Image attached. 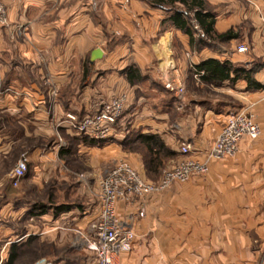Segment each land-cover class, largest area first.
Masks as SVG:
<instances>
[{"label":"crops","instance_id":"obj_1","mask_svg":"<svg viewBox=\"0 0 264 264\" xmlns=\"http://www.w3.org/2000/svg\"><path fill=\"white\" fill-rule=\"evenodd\" d=\"M0 1L7 8L9 21L7 25L0 24V167L18 148L14 146L20 145L22 150H29L28 173L32 174L30 179L26 176V181L38 183L42 173L54 167L60 170L57 135L61 130L70 133L66 115L93 112L100 102L124 93L128 101L136 99L132 103L135 106L127 111L136 129L159 133L174 149L177 138H182L191 144L192 155L198 158L205 157L228 114L252 113L262 133L257 139H242L235 156L210 160L206 174L176 183L140 202L117 204L121 218L134 217L136 233L130 248L121 254L120 264H264V89L247 90L244 79L235 84L226 80L215 87L224 98L213 101L192 98L189 107L187 92H174V97L178 98L172 100V91L165 88L170 96L162 110L148 105L155 97V89H150L152 85H148L149 88L132 85L126 77L127 68L135 64L147 82L149 72H153L148 69L160 62L165 72L158 84L172 82L178 87L193 66L216 58L247 67L260 64L255 77L264 84V25L261 21L264 0H208L216 5L215 9H208L215 15L214 29L219 33L236 30L237 38L228 41L229 47L224 48L223 55L220 50L213 51L209 47L193 49L189 35L173 24L170 14L157 16L161 21L169 18L171 22L168 48L162 50L153 43L147 45L143 39L148 36L143 35L134 46L130 60L112 68L106 61L107 47H100L104 54L95 62L91 61V54L99 48V41L107 40L109 7L123 17L129 1L128 5L126 0ZM222 1L224 3L219 4ZM94 3L99 8L95 14ZM132 6L141 8L138 2H133ZM132 13L134 17H142L140 11ZM155 16L153 12L152 18ZM238 27L242 31L237 30ZM175 33L185 45L184 54H191L190 62L183 54L175 53ZM242 44H248L250 50L237 52V46ZM122 51L127 54L126 48ZM166 60H172L174 65ZM166 64L171 68L167 69ZM84 80L85 89L81 87ZM137 89L136 98L133 92ZM53 90L57 93L55 97ZM179 100H182L179 105L184 107L185 103L194 110L195 116L190 111L174 120V104ZM141 104L146 109L139 113ZM47 136L53 139L39 145L29 143L40 138L43 142ZM114 145L119 146L110 141L102 145L82 143L77 146V153L82 155L95 150L103 153L102 150ZM8 172L0 175L3 199L0 216L10 215L13 210L12 173ZM141 205L145 209L142 217L138 215ZM100 209L99 203L96 211L85 213L79 224L88 227L98 219ZM2 225L0 223V248H3L0 261L7 259L8 249L14 242L13 229Z\"/></svg>","mask_w":264,"mask_h":264},{"label":"rangeland","instance_id":"obj_2","mask_svg":"<svg viewBox=\"0 0 264 264\" xmlns=\"http://www.w3.org/2000/svg\"><path fill=\"white\" fill-rule=\"evenodd\" d=\"M128 1L130 2V6L127 4ZM133 2L140 3L141 8H133ZM206 2V7L208 9L216 8L215 4L209 3L208 0H206ZM156 3H161L163 7L154 5ZM220 3H224V1L219 2V4ZM125 4L128 6L125 7L126 10L123 17L120 15L118 16L113 10V7H109V34L107 40L103 39L97 44L99 45L98 47L108 48L109 52L106 61H108L111 68L113 66L124 64L130 60L129 58L132 57L131 53L134 50V46H136V44L138 45V42L141 41L140 38H142L143 35L148 36V39H143L147 45L153 43L157 48L162 47V50L163 48H168L171 41L169 36V29L172 27L171 22L169 21V18L161 21L157 16H168L173 14L175 10H184V8H186L179 2L174 4L171 3V0H126ZM98 9L99 8L94 3L93 13H97ZM134 10L137 13L139 11L142 12V17H134L132 13ZM153 12L156 13L154 18H152ZM189 17L193 18V12L189 13ZM192 21L195 27L194 19H192ZM196 29L197 28L195 27L194 30L196 31ZM237 30L242 31L239 27ZM233 31L235 33L236 30L233 29ZM149 32L150 34L148 35L147 33ZM198 34L199 33H195L197 37L199 36ZM208 44H215L213 47L209 46V48L213 51L220 50V55H223L222 53L225 47H229L227 45L228 42L215 43L210 39L208 40ZM173 46L174 50H176L175 53L178 52L179 56L180 54L181 56L183 54L184 57L188 58V62H190L191 54H184L182 49L185 45L183 41H181L180 35L177 33L174 34ZM246 47L247 49L244 52L250 50L248 44ZM123 48H126L127 54L122 51ZM236 51L239 52L238 46ZM163 57L164 56H162V58ZM124 59L126 60L124 61ZM167 61H170V64L173 62L172 60H166V62ZM132 62L133 61L131 60L130 63L132 64ZM79 63L81 62L78 56L77 64ZM156 63V66H151V68L148 69L149 71L153 70V72L146 70L151 74V76L148 75L147 77L149 80L146 82V79H144L137 83L139 86L142 84V88H149L148 85H152L150 89L152 87L155 89L153 93L155 97H153V100L148 103L152 108L154 105L158 106L157 109L160 108L164 110L166 108V102L170 95L165 91V88L172 91V96H175L174 92H180L181 94L187 92L189 95L187 99L189 107V101L192 98H197L198 100L206 98L213 101L214 99H222L225 96L219 91V89L215 88L217 86L205 84L200 79H197L192 71H190L188 77L184 76L183 84L178 87H175L172 82H169L172 84L171 87H167V84L169 83L166 85L158 84L157 81H162L165 70L161 68L160 62ZM172 65H174V62ZM133 66L136 67L135 64ZM166 66L167 69L171 68L169 67L170 65L166 64ZM190 67L192 66L190 65ZM111 71L112 70H110L109 73ZM75 78L78 80L80 77L77 76ZM77 82L78 81H76V83ZM85 83L86 80L81 82L82 88L85 86ZM133 95H136V98L139 96L138 89L133 92ZM134 101H136V99L133 101L132 99L129 101L127 99L123 117L116 127L113 140L110 141L119 146L114 145L110 149L102 150L103 153L95 150L92 153H85L82 155L77 152L74 154L71 153L66 157L59 154L60 170L54 167L51 170H48L47 173H42V175L38 177V183L30 181L29 179L31 176L29 178V175L32 173L29 174L27 172L26 176L29 178L28 181H26L27 178L25 176L18 186L15 187L12 184V214L0 216L1 225H7L13 229V243L18 242L19 244H22L18 250L20 254L19 258L13 261L12 264H95L96 254L94 250H90L85 246L81 235V232L84 233L87 227L84 228L83 225L79 224V221L83 219L85 213L90 214L96 211L100 203L99 182L101 177L116 162L127 160L134 167L137 165L135 168L139 172L141 171L140 173L147 179L157 180L161 177L164 170L181 160L182 156L179 153V149L184 143H190L186 140H182V138H177L175 142L176 148H172L175 150L176 154L166 158L161 175L153 173L150 177L147 175L145 163L147 150L145 145L137 140L136 135V132L142 131V129H136L134 126V119L131 115H127V111H131L132 107L135 106L132 105V103L134 104ZM181 101L179 100V103L174 104L175 109L172 114L173 119L179 120L182 113L187 114L190 113V111L191 114L195 116L194 110L189 109L188 106L186 107L185 103L184 107L179 105ZM145 109L146 108L141 104L139 106V113ZM70 134H72L71 131ZM44 138L43 142V138H40L38 141H29V143L31 145H39L41 143H47L48 140L53 139V137L48 136ZM60 138H62V141ZM57 141L59 142L60 150L68 146V142L63 137L62 133L57 135ZM14 148L16 149L13 151L12 156L2 162L0 175L5 174L8 171H10L8 172L9 174L12 173L17 161L23 154L26 153L29 156V150L27 148H23L22 150L20 145H15ZM10 168L11 170H9ZM10 175L12 176V174ZM1 201H3V199L0 197V205L3 203H1ZM40 205L46 206L44 212H41L40 209L34 208ZM61 205H69L71 209L56 214V206ZM0 250L3 251V248H0ZM9 250L10 247L7 252V259L9 256ZM5 260L0 261V264H5Z\"/></svg>","mask_w":264,"mask_h":264},{"label":"built area","instance_id":"obj_3","mask_svg":"<svg viewBox=\"0 0 264 264\" xmlns=\"http://www.w3.org/2000/svg\"><path fill=\"white\" fill-rule=\"evenodd\" d=\"M195 21V19H194ZM264 25V13L261 14ZM6 6L0 1V24H8ZM198 29V23L195 21ZM246 45L238 46L239 52L246 51ZM194 76L200 79L203 71L193 66ZM171 83L167 87H171ZM55 97L57 93L52 91ZM127 95L122 94L110 100L100 102L93 112L82 117L77 114L66 115L68 128L75 135L104 141L115 135L127 102ZM262 133L260 123L252 113L234 111L228 114L226 121L213 145L204 158L192 155L190 144L184 143L179 149L181 160L164 170L159 181H151L142 175L129 161L116 162L100 179V214L83 233L85 246L94 250L95 264H120L121 254L128 250L136 237L134 217L123 219L118 214L117 204H135L151 194L161 193L176 183H185L194 176L209 171L210 160H220L235 156L242 139H257ZM62 141V138H60ZM29 169V156L25 153L17 161L12 171V184L16 187L26 176ZM145 209L140 207L139 216H144Z\"/></svg>","mask_w":264,"mask_h":264},{"label":"trees","instance_id":"obj_4","mask_svg":"<svg viewBox=\"0 0 264 264\" xmlns=\"http://www.w3.org/2000/svg\"><path fill=\"white\" fill-rule=\"evenodd\" d=\"M179 2L186 8L184 10H175L171 16L173 24L189 35V43L193 49L201 50L204 47H213L215 44L209 45L208 40H212L215 43L228 42L234 38H237V34L234 33L233 29L226 32L219 33L214 29L215 15L212 11L206 7L205 0H171V3ZM159 7H163L161 3L154 4ZM193 12V18L189 17V13ZM192 19L198 23V29L194 30V24ZM195 33H199L198 37ZM260 64L247 67L243 65H236L230 61H222L216 58H208L199 64L195 65L197 71H203V75L200 76V80L209 85H221L224 81L229 80L231 84H235L239 79H244L247 82V90H260L264 89V84L259 82L255 74L260 69ZM193 71V70H192ZM194 73V71H193ZM127 80L133 85L146 79L142 76L138 67L130 66L126 70ZM172 100L176 97L172 96ZM78 115V114H77ZM82 117L83 115H78ZM63 137L67 140L68 146L60 150V155L66 157L71 153L77 152V146L79 144L87 145H100L108 141L113 140L111 137L108 140L98 141L87 136L75 135L67 133L65 130H61ZM137 140L145 145L147 155L145 159L146 172L150 177L151 174L161 175V171L164 168L166 158L176 154L175 150L172 149L159 133L155 132H136ZM124 142V141H123ZM125 143V142H124ZM162 176V175H161ZM161 178V177H160ZM151 181H159L160 180ZM35 209H40L44 212L46 206H37ZM71 207L69 205L56 206V214L69 211ZM22 244L18 242L12 243L9 250L8 259L5 260V264H12L17 258H19V249Z\"/></svg>","mask_w":264,"mask_h":264},{"label":"water","instance_id":"obj_5","mask_svg":"<svg viewBox=\"0 0 264 264\" xmlns=\"http://www.w3.org/2000/svg\"><path fill=\"white\" fill-rule=\"evenodd\" d=\"M103 54H104V51L102 48L99 47V48L94 49L91 54V61L95 62L96 60L102 58Z\"/></svg>","mask_w":264,"mask_h":264}]
</instances>
